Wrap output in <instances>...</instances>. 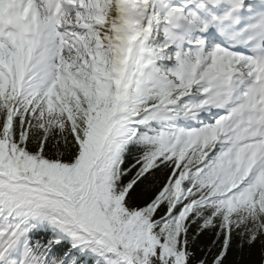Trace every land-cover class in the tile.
<instances>
[{"label":"snow or ice","instance_id":"snow-or-ice-1","mask_svg":"<svg viewBox=\"0 0 264 264\" xmlns=\"http://www.w3.org/2000/svg\"><path fill=\"white\" fill-rule=\"evenodd\" d=\"M0 264H264V0H0Z\"/></svg>","mask_w":264,"mask_h":264}]
</instances>
